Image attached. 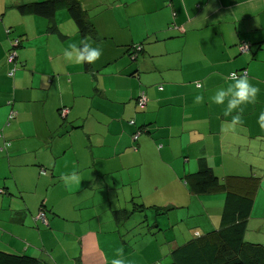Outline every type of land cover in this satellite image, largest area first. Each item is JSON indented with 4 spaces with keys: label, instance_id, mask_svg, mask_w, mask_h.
Listing matches in <instances>:
<instances>
[{
    "label": "crops",
    "instance_id": "crops-1",
    "mask_svg": "<svg viewBox=\"0 0 264 264\" xmlns=\"http://www.w3.org/2000/svg\"><path fill=\"white\" fill-rule=\"evenodd\" d=\"M31 1L37 0H0V249L49 264H112L123 259L106 238L114 230L105 226L151 205L172 206L167 213L186 207L194 231L217 228L223 192L187 189L186 176L200 161L221 181L250 177L236 181L239 192L254 189L245 237L264 246V129L257 122L264 112V0H79L96 34L83 43L102 52L90 70L63 55L81 44L67 11L55 12L58 31L50 32L45 18L14 8ZM17 36L10 64L6 57ZM240 41L260 45L251 55L238 50ZM141 42L143 55L131 63L127 48ZM232 72L260 89L235 129L227 127L224 105L210 102L218 87L232 82ZM142 92L147 103L138 108ZM63 106L65 124L72 126L66 133L58 114ZM141 124L147 131L133 140ZM13 162L22 164L13 180L46 187L34 195L45 204L46 225L35 207L26 216L18 200L24 191L14 193L1 180ZM29 166L35 171L25 172ZM72 174L79 179L66 183ZM82 202L83 224L72 232L71 224L63 225ZM173 240L171 248L178 244ZM123 261L151 264L142 257Z\"/></svg>",
    "mask_w": 264,
    "mask_h": 264
},
{
    "label": "trees",
    "instance_id": "trees-1",
    "mask_svg": "<svg viewBox=\"0 0 264 264\" xmlns=\"http://www.w3.org/2000/svg\"><path fill=\"white\" fill-rule=\"evenodd\" d=\"M14 8L21 14H33L43 17L47 20L48 31L57 32V25L53 21L55 12L59 9H65L69 17L75 23L81 42L86 37L96 38L95 30L90 22V19L83 10L79 0H37L31 2L16 3ZM17 40V44L13 45V42ZM21 37L17 36L10 42V48L7 53V62L10 64L15 63V58L8 59L9 53L15 51L20 44ZM141 44V45H140ZM137 45H130L127 48V54L129 59L134 63L139 56L143 55L144 48L142 42ZM258 44L250 41H240L237 44L238 50L241 53L254 54L255 48ZM16 53V51H15ZM137 65V64H136ZM15 66L9 70L8 75H12ZM83 69L90 70L89 63H83ZM245 70H242L244 72ZM238 75V72H232ZM229 74L231 78V74ZM143 94L146 97L145 92ZM147 103L140 104L136 102L138 108H144ZM66 109V113L63 110ZM68 108L65 106L59 108L58 114L62 119L61 131L63 133L68 132L71 127L65 124L67 122L66 116L68 114ZM12 112V111H11ZM11 116V117H10ZM15 113L12 112L9 115V119L13 120ZM129 123L134 124L133 118L128 120ZM10 121H7L9 125ZM146 126L141 124L136 126L133 133V140L137 138L146 130ZM47 168L38 166L40 174H45ZM250 177L243 176H227L222 181L216 176L210 167L206 163L200 161L198 170L194 173L186 176L187 189L193 194H206L223 192V206L220 216V222L217 228H212L207 231H193L192 237L184 241L182 244H173L170 248L169 254L166 256L165 264H264V246L250 240L245 237L246 221L250 212L253 197V188H244L239 190L236 187V181L248 180ZM253 185V184H252ZM244 192V193H242ZM141 205L142 204H137ZM144 207V206H142ZM154 211V214L163 215L168 210L173 209L172 206L162 207L157 205L148 206ZM146 208V207H145ZM45 204L39 205V212L36 214V219L46 225L38 217L40 212H43L45 217ZM47 222V219H46ZM197 233V234H196ZM176 241V240H175ZM0 264H49L42 259L28 255L26 253H16L0 249ZM160 264V263H159Z\"/></svg>",
    "mask_w": 264,
    "mask_h": 264
},
{
    "label": "rangeland",
    "instance_id": "rangeland-1",
    "mask_svg": "<svg viewBox=\"0 0 264 264\" xmlns=\"http://www.w3.org/2000/svg\"><path fill=\"white\" fill-rule=\"evenodd\" d=\"M20 165L22 164H19V162H13L10 167L6 168V174H2L1 180L5 181L7 187H9L11 191H14V193H16L17 190L24 191V194L21 197H18V200H20L22 204H25V207L27 208L25 209L26 216L29 217V212H31L33 207L36 208V212H39L40 203L37 199H34V195L38 191L41 193L40 191L46 190V187H31V182L23 184L20 177H16L13 180L14 170ZM34 168L35 167L33 166H29L26 168L27 171L25 172H33L35 171ZM25 172H23V174ZM31 174L27 173L26 179L31 181ZM82 205H84L83 202L74 206L73 210L77 214L70 216L68 220L65 221L68 223L63 225L64 227H67V224H71L72 232L74 231L73 229L79 228L83 224L81 219L85 210L80 208ZM194 206L195 203H191V207ZM97 210L100 212L102 208L98 207ZM61 211H63L62 208ZM187 211L186 207H180L177 211L168 212L163 215H154L152 209L136 211L132 213L127 220L120 222L118 225L115 221L112 224H107L105 228L110 225L114 231L109 235L106 234V238L118 251V256L123 260L128 258L132 262H138L139 257H142L150 260L151 264H165L166 256L169 254L171 248L169 242L173 239H177L179 244H182L189 239V237H192V234H189V231H194L195 226H189L193 220L191 217L187 216ZM179 212H183L184 216H180ZM180 218L183 219L181 223L178 221ZM41 229L44 228L41 227ZM156 229L161 231L155 234H150V230L155 231ZM142 234L144 238L141 237ZM158 254L161 256L159 260L156 259Z\"/></svg>",
    "mask_w": 264,
    "mask_h": 264
},
{
    "label": "clouds",
    "instance_id": "clouds-1",
    "mask_svg": "<svg viewBox=\"0 0 264 264\" xmlns=\"http://www.w3.org/2000/svg\"><path fill=\"white\" fill-rule=\"evenodd\" d=\"M65 59L69 61H75L76 63H93L102 55L101 49L93 47L88 43H83L78 46L72 44L70 49H65L63 53ZM231 83L226 87H218L214 94L210 97V102L216 105H224V115L231 116V120L228 122L227 127L235 129L237 125L243 123L241 113L244 110V106L253 104L257 100L260 89L251 83L250 79L246 75L231 74ZM202 97L197 96L196 100L200 101ZM236 113L233 115V113ZM262 129H264V112H261L258 121ZM223 128V126H222ZM79 179L76 174L65 178L66 183L75 182ZM112 264H124L123 260L116 259L112 261Z\"/></svg>",
    "mask_w": 264,
    "mask_h": 264
},
{
    "label": "built area",
    "instance_id": "built-area-1",
    "mask_svg": "<svg viewBox=\"0 0 264 264\" xmlns=\"http://www.w3.org/2000/svg\"><path fill=\"white\" fill-rule=\"evenodd\" d=\"M16 44H17V40H15V41L13 42V45H16ZM15 57H16V53H15V51H12V52L9 53V55H8V59H9V60L14 59ZM138 101H139L140 104L145 103V101H146V97H145V95L143 94V92H142L141 94H139ZM63 112L66 113V112H67L66 109H64ZM10 117H11V116H10ZM38 217L41 219V221H42L43 223L47 224V222H46V217H45V215H44L43 212H40L39 215H38ZM196 234H197V233H196Z\"/></svg>",
    "mask_w": 264,
    "mask_h": 264
}]
</instances>
